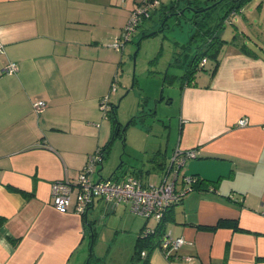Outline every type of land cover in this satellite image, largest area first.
I'll return each instance as SVG.
<instances>
[{
	"label": "crops",
	"instance_id": "obj_1",
	"mask_svg": "<svg viewBox=\"0 0 264 264\" xmlns=\"http://www.w3.org/2000/svg\"><path fill=\"white\" fill-rule=\"evenodd\" d=\"M137 1L0 0V264H80L86 221L94 226L101 208L110 220L122 207L98 197L81 215L73 196L60 212L51 185L74 183L88 156L108 142L101 98L107 94L114 107L109 89L123 55L108 43ZM217 58L214 72L206 59L181 83L174 145L196 151L180 168L176 189L187 186L184 175L212 181L214 189L187 190L168 211L161 240L169 234L184 242L170 255L155 247L149 264H264V48L233 36ZM10 61L14 73L3 70ZM38 99L46 102L40 112L32 109ZM241 117L245 126L237 124ZM104 156L94 180L104 179ZM170 156L158 150L150 168L123 173L170 180ZM148 219L137 236L155 228Z\"/></svg>",
	"mask_w": 264,
	"mask_h": 264
},
{
	"label": "rangeland",
	"instance_id": "obj_2",
	"mask_svg": "<svg viewBox=\"0 0 264 264\" xmlns=\"http://www.w3.org/2000/svg\"><path fill=\"white\" fill-rule=\"evenodd\" d=\"M120 1L124 5L125 0ZM225 8L216 5L197 13L186 10L184 14L170 16L165 30L137 39L142 30L151 31L156 26V18L146 20L141 22L138 32L124 47H111L119 55L123 54L114 75L117 90H109L113 92L110 101L117 121L125 130L123 136L112 137L110 109L105 120L109 123L107 140L110 148L105 152L103 167L100 169L98 165L104 178L121 175L131 166L148 169L151 164L149 156H157L158 150L162 153L166 150L170 155L176 149L181 83L187 81L188 63L202 42V31L215 30L216 21ZM120 32L110 40V46ZM215 32L223 40L236 36L251 46L256 43L264 48V0L249 1L241 11L228 15ZM103 43L107 44L105 40ZM208 61V66H213L212 58L208 57ZM142 178L145 183L157 184L160 176L155 172H145ZM75 193L76 188L72 198ZM120 206L116 216L110 220L107 217L111 213H105L103 208L94 213L92 256L102 264L131 263L137 232L145 220V217L130 211L125 203ZM90 216L93 217L92 214ZM148 220L149 225L156 221L153 217ZM89 239L88 232L80 264H84L89 255Z\"/></svg>",
	"mask_w": 264,
	"mask_h": 264
},
{
	"label": "built area",
	"instance_id": "obj_3",
	"mask_svg": "<svg viewBox=\"0 0 264 264\" xmlns=\"http://www.w3.org/2000/svg\"><path fill=\"white\" fill-rule=\"evenodd\" d=\"M160 2L161 0H138L111 47L117 49L124 47V44L136 31L140 20L148 18L151 12L159 6ZM0 52H2L1 42ZM205 62L206 58H203L200 64L204 65ZM17 69V63L10 61L3 70L7 73H14ZM115 86L116 84L112 82L110 88L115 90ZM45 106L46 102L41 99L32 102V109L36 112H40ZM101 108L104 113L110 108L107 94L101 98ZM247 122V117H241L237 120L239 126H245ZM195 156L196 151L194 149L183 150L177 147L170 156V167L168 168L169 171L166 172V174L171 173V179L168 180L166 175L160 183L148 184L131 174L94 180L95 167L102 159V152L98 149L88 156L74 183H70L67 180H56L52 183V204L56 210L66 212L71 204L72 192L76 188L74 210L81 215H86L95 198L99 197L112 204V206L122 202L126 203L133 213L145 218L153 217L158 221L165 209L176 203L180 196L189 190L191 176H183V181L187 183V186H184L179 191L175 187V181L186 159ZM153 230L152 228H145L144 235L153 232ZM183 242L184 239L182 237L173 238L169 234H165L160 242V248L165 255H170ZM141 254L145 255V252L142 251Z\"/></svg>",
	"mask_w": 264,
	"mask_h": 264
},
{
	"label": "trees",
	"instance_id": "obj_4",
	"mask_svg": "<svg viewBox=\"0 0 264 264\" xmlns=\"http://www.w3.org/2000/svg\"><path fill=\"white\" fill-rule=\"evenodd\" d=\"M216 1H218V0H169L167 2H162V0H161L159 6H157L151 12V15L148 18H142L140 20V22L138 23V25L136 27V30H137L138 26L141 24V22H143L145 20H152L154 15L157 16V20H155L156 26L153 30H156V32L161 31V30H165L167 27V20L170 18V16L178 15V14H176V12L184 9L183 12L179 13V14H184V12L186 10H191L190 7L195 9V11L191 10L194 13L202 12L200 10L201 8H203L207 5H210ZM249 1H251V0H221V1L217 2L216 5H222V6H225L226 8H225L223 14L218 17L216 24H215L216 25L215 30H209L206 32L202 31V33H201V35L203 36L202 42H201V44L197 45L198 49L195 52V54L193 55V57L191 58L190 63H188V74H187V81L188 82L193 80L194 73L197 70L204 69V65L200 64V62L202 61L203 58H206V59H208V57L212 58L213 66L211 67V71L214 72V70L216 69L217 64H218L217 55L219 52V47L224 42L223 39L218 37V35L215 31H216V29H218L222 26V24L224 23V21L228 17V15L241 11L242 7L244 5H246ZM216 5H214V6H216ZM169 13H172V14L164 20V17H166V15ZM161 23H163L162 26H161ZM148 31L150 32V30H142L139 33V35L137 36V39L140 36L144 37L146 35V33H148ZM114 81L115 80L113 79L112 82H114ZM112 82H111V84H112ZM109 110L112 111V113L110 114V117L112 119V137H114L116 135L123 136L125 129L124 128L122 129L120 122L117 121L114 107L109 108L105 114L108 115ZM109 148H110V141H108L107 144L103 147L102 156H104L105 152H107V150H109ZM127 174H131V175H133L139 179V177L133 173H122L121 175H115V176H111V177L125 176ZM211 182L212 181H208L204 178H199V177H196L194 175H191V182L189 183V190H208V188H210V187H211L210 189L212 190L214 188L212 187V185L209 184ZM182 197H183V195L180 196L179 200L176 203L171 204L170 206H168L165 209L160 220H158L156 222V226H155L153 232L144 235L145 227L141 230V233L135 239L133 253H132L131 258H130V262H131L130 264H135L136 262L139 264H149V260H148L149 252L152 249H154L155 247L160 246L161 236L164 233L163 225H164V221L166 219V215H167L169 210H172V207L175 204H177L178 202L181 201ZM87 222L91 223V230H92L93 239H94L95 233H94V226L92 224V221L87 220L86 223ZM89 238H91V234H89ZM88 243H90V240L88 241ZM142 251L145 252V255L141 254ZM100 261H96L93 258V256L91 255V256H89V259H88L86 264H102L103 262L102 261L100 262Z\"/></svg>",
	"mask_w": 264,
	"mask_h": 264
},
{
	"label": "water",
	"instance_id": "obj_5",
	"mask_svg": "<svg viewBox=\"0 0 264 264\" xmlns=\"http://www.w3.org/2000/svg\"><path fill=\"white\" fill-rule=\"evenodd\" d=\"M219 1H221V0H218V1H216V2H213L212 4L205 6V7L201 8L200 10L203 11V10H206V9H208V8H211L212 6L216 5L217 2H219ZM190 9H191L192 11H195V9L192 8V7H190ZM183 10H184V9L180 10L179 12H176V14H179V13L183 12ZM171 14H172V13L167 14L166 17H164V20H165L167 17H169ZM162 25H163V23H161V26H162ZM155 32H156V30H152V31L146 33L145 36L152 35V34H154ZM141 37H143V36H141ZM131 86H132V85H131ZM169 167H170V162H169V164H168V166H167V171H166V172L169 171V170H168ZM87 226H88V228H89V230H90L91 238H90V243H89V255H88V258L86 259V261H85L84 264L87 263V261H88V259H89V256L92 255V245H93V233H92V230H91V223H90V222H87Z\"/></svg>",
	"mask_w": 264,
	"mask_h": 264
},
{
	"label": "flooded vegetation",
	"instance_id": "obj_6",
	"mask_svg": "<svg viewBox=\"0 0 264 264\" xmlns=\"http://www.w3.org/2000/svg\"><path fill=\"white\" fill-rule=\"evenodd\" d=\"M179 12V11H178Z\"/></svg>",
	"mask_w": 264,
	"mask_h": 264
}]
</instances>
